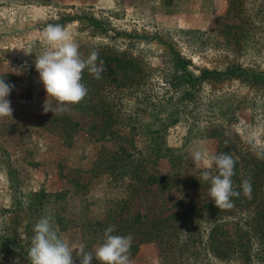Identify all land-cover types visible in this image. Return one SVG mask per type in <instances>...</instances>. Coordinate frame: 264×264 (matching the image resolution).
Here are the masks:
<instances>
[{"label":"rangeland","instance_id":"1","mask_svg":"<svg viewBox=\"0 0 264 264\" xmlns=\"http://www.w3.org/2000/svg\"><path fill=\"white\" fill-rule=\"evenodd\" d=\"M85 12L109 18L114 30L96 37L83 30L78 20L60 24L70 32L83 58L105 46L139 56L145 63L147 79L140 87L111 93L100 89L99 93L110 100L120 121L112 128L119 126L126 134L128 128L121 122L135 126L131 151L136 155L149 149V140L155 136H164L167 146L191 158L196 150L216 154L217 140L209 137L213 126L223 127L243 147L264 149V90L239 80L205 82L192 97L194 102L177 101L170 106L174 100L166 99L169 93L163 78L174 67L166 47L115 35V30L160 34L190 60L188 69L195 75L203 68H223L229 63L264 70V36L257 30L239 36L235 32L239 20L227 12L226 0H175L168 5L162 0H0V75L14 85L7 97L12 117L0 118V234L14 231L24 237L27 232L32 239L34 225L51 215L54 228L70 247L82 244L94 255L99 244L83 235L87 232L84 222L107 219L113 200L122 196L115 181L96 166L115 146L108 137H101L98 128L104 119L89 106L97 94L91 100L87 95L83 106L70 105L60 115L43 111L47 94L34 63L46 48L42 44L46 25L63 15ZM29 46L33 51L29 55L18 49ZM175 116L177 121L171 122ZM74 122L75 129L69 125ZM166 122L162 132H155ZM157 168L165 173L167 161L158 159ZM204 192L189 185L142 188L127 213L144 214L146 223L163 216L168 206L188 204L189 196L207 198ZM73 257L74 264H80L75 251ZM130 260L131 264H176L177 256L150 242L130 249ZM204 260L209 264V256ZM92 264L99 262L93 259ZM231 264L242 263L233 260Z\"/></svg>","mask_w":264,"mask_h":264},{"label":"trees","instance_id":"2","mask_svg":"<svg viewBox=\"0 0 264 264\" xmlns=\"http://www.w3.org/2000/svg\"><path fill=\"white\" fill-rule=\"evenodd\" d=\"M162 1L168 5L175 0ZM226 1L227 12L239 20V25L235 26V32L239 36L250 30L262 32L264 36V0ZM109 11L113 13L112 10ZM73 20H78L82 24L81 28L86 29L90 36L104 37L109 31L114 30L109 18L105 16L97 18L87 12L63 15L55 24ZM115 33L139 41H156L166 47L174 67L172 73L163 78L169 93L166 99L170 102L174 100L170 106H175L177 101L194 102L192 97L197 88L199 89L205 82L213 85L239 80L251 87L264 90L263 69L229 63L223 68H203L195 75L188 69L190 60L175 49L172 41L163 39L160 34H146L135 30L132 32L115 30ZM94 50L99 52L105 71L98 80L85 70L82 83L89 90L90 100L94 95H98L93 97L94 100L90 101L89 106L100 112L104 119L98 128L101 137H108L107 139L115 146L110 155L97 162L96 166L101 173L110 177L111 182L115 181L123 197L113 200L114 203L107 212V219L85 221L84 228L87 232L83 235L91 239L90 242L100 244L103 242L104 230L111 225L115 227L113 235H131L130 249L136 250L140 244L152 242L161 247L162 252H174L177 256L176 264H208L204 260L207 256L209 264H216L215 260H222L225 264H231L233 260H238L242 264H264V149L243 147L240 140L232 139L224 132L223 127L211 128L209 137L217 140L216 154L226 152L236 161L235 175L232 179L236 190L241 192L238 198H232V208L218 209L209 195L210 183L197 179L204 168L197 167L193 158L167 146L164 136L151 137L149 145L152 146L146 151L139 150L136 155L131 151L132 132L135 129L133 123L121 122V125L128 128L126 134L121 133L119 126L112 128L113 124L120 121L110 100L99 95L100 89L111 93L112 90L122 87H125V90L140 87L147 79L145 63L139 56L105 46ZM4 76L0 75V78ZM85 98L76 105L83 106ZM146 98L144 94L143 99ZM215 98L213 99L216 100ZM173 121H177L176 116L172 118L171 122ZM168 123L159 124L160 129L155 132H162ZM69 125L75 129L76 123L74 122V126ZM219 127L221 131L218 130ZM160 158H164L168 163L165 173H161L157 168V160ZM210 171L213 175L218 174L215 166ZM243 179H250L251 182V192L248 196H245L239 187ZM179 185H189L191 189L205 191L203 195L207 193L208 197L195 199L189 196L188 204L177 203L176 208L175 204L173 207L168 206L163 216L146 223L144 214L127 213L134 196L142 188ZM108 216L113 217L108 220ZM114 216L117 219H114ZM29 237L27 232L24 237L18 236L14 231L0 234V264L22 262L31 264L28 251L32 239ZM11 243L14 246H11ZM16 259L19 261H15Z\"/></svg>","mask_w":264,"mask_h":264},{"label":"clouds","instance_id":"3","mask_svg":"<svg viewBox=\"0 0 264 264\" xmlns=\"http://www.w3.org/2000/svg\"><path fill=\"white\" fill-rule=\"evenodd\" d=\"M42 44L45 50L35 58V69L39 73V80L43 83L47 99L43 104V111H51L54 115L63 114L68 106L75 105L88 95V88L82 83L85 70L95 79H101L105 71L103 60L98 51H92L87 58H83L77 43L70 32L60 24H47L42 32ZM25 55L33 53L31 47H21ZM99 61V63H97ZM14 85L4 82L0 78V118L12 117L13 109L7 99ZM51 97V101L49 98ZM53 102L55 107L53 106ZM227 144V142H225ZM195 164L203 166L199 181L209 182L210 198L220 210L233 207V197H239L233 176L236 161L232 155L221 152L210 154L205 150L192 153ZM215 166L217 173L213 175L210 169ZM243 194L251 192L250 179H243L239 186ZM114 226L104 230L103 242L93 252L86 251L84 245L70 247L57 229L53 226V217L45 215L34 225V236L28 251L31 264H74L73 252L80 258V264H92L93 259L99 264H131L130 248L131 235H113Z\"/></svg>","mask_w":264,"mask_h":264}]
</instances>
